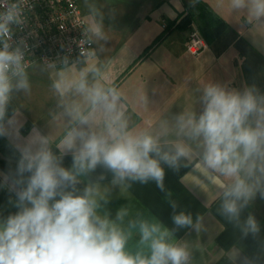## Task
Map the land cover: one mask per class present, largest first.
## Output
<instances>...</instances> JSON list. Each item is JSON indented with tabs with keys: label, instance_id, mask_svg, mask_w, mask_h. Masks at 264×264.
Listing matches in <instances>:
<instances>
[{
	"label": "crops",
	"instance_id": "obj_1",
	"mask_svg": "<svg viewBox=\"0 0 264 264\" xmlns=\"http://www.w3.org/2000/svg\"><path fill=\"white\" fill-rule=\"evenodd\" d=\"M245 5L234 7L233 0H142L140 24L126 27L122 43L109 54L99 55L95 49L89 59L77 64H36L27 70L28 83L33 87L39 82L43 89L32 88L23 103L10 95L5 135H0V218L18 211L9 203L16 196L9 191L11 180L5 177L15 173L23 146L43 136L47 146L61 155L65 152L61 142L71 130L103 128L100 110L94 113L100 119L88 126L80 125L69 114L75 106L85 115L93 111L84 95L71 86L81 72L90 87L99 84L119 93L117 108L129 132L158 135L162 145L183 139L176 135L177 117L188 113L198 117L209 85L241 93L254 89L264 95V16H254L248 0ZM203 6L226 22L220 34L204 29L200 15ZM194 29H199L208 44L197 56L187 51V36ZM96 31L91 34L89 30L98 46L94 37L101 33ZM61 78L69 85L62 92L54 87ZM165 130L167 134H163ZM189 143L193 153L189 159L180 160L178 169L161 161L165 171L163 190L153 180H126L124 186H114L113 174L102 167L81 176L78 187L82 190L89 182L100 185L107 202L99 201L97 211L101 215L107 212L109 220L131 232L126 250L132 254L141 247L147 254L148 249L139 245V229H130L129 224L147 219L173 231L170 242L186 247L187 264H264V198L257 195L242 211L241 221L252 214L260 224L258 235L244 236L235 222L222 214L223 190L218 181L224 178L205 172L197 142ZM72 162L70 152L63 155L65 168H71ZM121 209H127V214L123 221H117ZM180 212L192 217L191 225H174L173 216Z\"/></svg>",
	"mask_w": 264,
	"mask_h": 264
},
{
	"label": "clouds",
	"instance_id": "obj_2",
	"mask_svg": "<svg viewBox=\"0 0 264 264\" xmlns=\"http://www.w3.org/2000/svg\"><path fill=\"white\" fill-rule=\"evenodd\" d=\"M248 2L254 16H264V0ZM233 5L246 6L245 0H233ZM15 19L13 4L0 14V38H10L9 24ZM22 60L20 48L10 50L5 39L0 49V135H5L10 94L29 87ZM68 86L64 78L54 84L61 92ZM71 86L84 95L93 111L85 115L75 106L69 114L88 126L100 119L94 115L100 110L103 128L71 130L61 142L65 149L61 155L47 146L43 136L20 149L15 173L5 177L11 180L9 191L16 196L9 203L18 211L0 218V264H187L186 247L170 242L173 231L159 221L130 222V229H139V245L146 246L148 253L143 247L135 254L128 252L131 232L109 220L107 212L101 215L97 211L99 201L107 202L100 185L89 182L82 190L78 185L81 176L102 167L113 174L114 186H124L126 180H153L163 190L161 161L178 169L180 160L192 155L189 142L193 141L200 150L203 170L224 178L218 181L223 190L222 214L235 222L244 236L259 234L260 224L254 215L241 221V213L257 195L264 198V95L254 89L241 93L209 85L202 113L177 117L176 135L183 139L162 145L158 135L127 130L115 89L99 84L90 87L83 72ZM68 152L73 156L71 168L63 166V155ZM126 214L127 209H121L116 220L123 221ZM173 222L178 227L189 226L192 217L180 212Z\"/></svg>",
	"mask_w": 264,
	"mask_h": 264
},
{
	"label": "built area",
	"instance_id": "obj_3",
	"mask_svg": "<svg viewBox=\"0 0 264 264\" xmlns=\"http://www.w3.org/2000/svg\"><path fill=\"white\" fill-rule=\"evenodd\" d=\"M16 5L15 22L9 24L10 50L19 47L25 72L41 64L64 67L89 59L95 51L88 23L77 0H0V14ZM208 44L197 29L187 36V51L200 55Z\"/></svg>",
	"mask_w": 264,
	"mask_h": 264
},
{
	"label": "rangeland",
	"instance_id": "obj_4",
	"mask_svg": "<svg viewBox=\"0 0 264 264\" xmlns=\"http://www.w3.org/2000/svg\"><path fill=\"white\" fill-rule=\"evenodd\" d=\"M79 7L88 23L91 34L95 31L99 36H95L97 54H109L113 48L122 43L126 27L140 24V3L142 0H77ZM201 27V24L198 26ZM199 30V29H198ZM39 83V82H38ZM36 83L33 87L31 83L27 90H14L10 95L19 102L25 101L27 93L41 90V84ZM46 87V85H45Z\"/></svg>",
	"mask_w": 264,
	"mask_h": 264
},
{
	"label": "trees",
	"instance_id": "obj_5",
	"mask_svg": "<svg viewBox=\"0 0 264 264\" xmlns=\"http://www.w3.org/2000/svg\"><path fill=\"white\" fill-rule=\"evenodd\" d=\"M202 8H204V11L200 15L204 22V29H213L215 35L220 34L227 27L226 22L218 16H215L206 6Z\"/></svg>",
	"mask_w": 264,
	"mask_h": 264
}]
</instances>
